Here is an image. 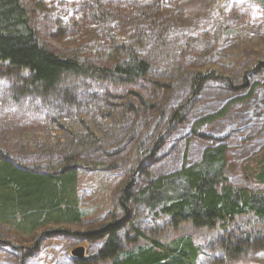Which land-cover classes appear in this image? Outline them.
Listing matches in <instances>:
<instances>
[{"label": "trees", "instance_id": "obj_1", "mask_svg": "<svg viewBox=\"0 0 264 264\" xmlns=\"http://www.w3.org/2000/svg\"><path fill=\"white\" fill-rule=\"evenodd\" d=\"M91 8L92 17L99 18L103 14L97 3L89 9L86 7V11ZM46 13L45 0H0V78L12 85L4 93V104L6 101L7 106L26 105L25 109L32 113L50 114V131L58 126L64 131L62 120L76 117L75 112L85 117L98 112L101 117L115 119L120 130L124 129L130 138L142 126L134 122V126H130L131 114L144 115V111H151L158 104L159 115H168L170 126H179L187 122L189 108L208 82L218 81L235 91L247 86L246 77L243 86L236 87L230 79L186 71L176 81L187 91L188 99L173 108L159 104L158 99L173 89L175 78L172 81V77L158 74L155 65L140 53L145 39L150 38L146 30L135 28L137 37L132 35L134 37L125 42L113 39L106 46H82L59 54L40 29V16ZM159 27L152 23L148 31L156 33ZM163 36L162 33L161 40ZM259 71L264 72V66ZM121 108L124 114L117 111ZM227 111L196 121L194 133L199 135L202 127L223 118ZM70 118L68 122L72 124L74 119ZM81 120L79 129L82 130L63 132L65 134L58 135V141L53 135L51 148L63 149L57 157L42 161L38 167L19 164L5 151L0 140L1 225L29 240L50 226H56L57 233L69 235L60 228L83 221L85 214L80 206L76 165L92 160L94 150L100 148L102 137L91 132V126L97 133H108V130L93 123V119ZM46 135L43 134L48 138ZM162 135L158 134L147 145L140 142L136 152L139 166L117 197L121 219L85 234L92 242L103 243L94 264H195L200 251L191 238L166 243L154 240L136 225L135 209H144L154 219L165 220L171 230L189 227L193 232L223 233L220 250L225 259L234 260L247 251L263 250L264 193L231 183L229 174L235 167L229 166L228 147L221 141L213 142L204 149L197 164L155 178L149 170L144 171L143 166L148 161L155 162L154 157L166 147L167 141ZM241 173L249 182L264 186V146L242 164ZM246 218L250 222L243 221V228L235 227L239 226L240 219ZM256 224H260L261 229L255 227ZM234 232L240 234L234 236ZM142 239L147 245H139L138 240Z\"/></svg>", "mask_w": 264, "mask_h": 264}, {"label": "rangeland", "instance_id": "obj_2", "mask_svg": "<svg viewBox=\"0 0 264 264\" xmlns=\"http://www.w3.org/2000/svg\"><path fill=\"white\" fill-rule=\"evenodd\" d=\"M95 3L103 9L99 18L91 16L93 8L88 10ZM45 4L47 13L40 16V29L59 54L82 46H106L113 39L125 42L132 35L137 37L135 28L146 30L150 38L145 39L140 53L155 65L158 74L172 77V81L175 78L173 89L158 99L159 104L173 108L188 99L187 91L176 81L187 72L230 79L236 87L243 86L246 77L247 86L235 91L221 82H208L189 108L187 122L179 126H170L168 115H159L158 104L153 110L144 111V115L131 114L130 126H134L132 122L142 126L129 138L115 119L101 117L98 112L91 117L75 112L76 117L69 116L74 119L72 124L69 118L62 120L64 131L58 126L51 132L50 114L32 113L25 109L26 105L4 104V93L12 85L0 78V140L5 151L23 166L38 167L42 161L57 157L63 148H51L53 135L58 141L63 132L82 130L81 119H93V123L108 130L97 133L91 126L90 131L102 137L100 148L94 150L92 160L76 165L83 221L60 228L69 235L57 233L58 228L50 226L29 240L0 224V264H94L103 243L92 242L85 234L121 219L117 197L139 166L136 152L140 142L147 145L158 134L163 133L166 147L154 157L155 162L148 161L143 166L155 178L197 164L209 144L221 141L228 147L229 166L235 167L229 174L231 183L264 193V186L249 182L241 173L242 164L264 146V72L259 71L264 66V0H45ZM152 23L160 25L158 32L148 31ZM120 99L123 98L119 102ZM117 111L125 113L124 108ZM223 111H227L223 118L202 127L199 135L194 133L196 121ZM45 133L49 139L43 136ZM96 163L100 167H94ZM135 210L136 225L154 240L166 243L191 238L200 251L195 264H264V249L247 251L234 260L225 259L220 250L223 233L193 232L189 227L171 230L165 220L154 219L144 209ZM243 221L249 223L250 219H240L235 227L243 228ZM255 227L261 229L260 224ZM138 243L147 245L145 239ZM79 247L85 249L82 258L72 255Z\"/></svg>", "mask_w": 264, "mask_h": 264}, {"label": "water", "instance_id": "obj_3", "mask_svg": "<svg viewBox=\"0 0 264 264\" xmlns=\"http://www.w3.org/2000/svg\"><path fill=\"white\" fill-rule=\"evenodd\" d=\"M84 250L85 249L83 247H79L72 252V255L74 257L82 258L84 256Z\"/></svg>", "mask_w": 264, "mask_h": 264}]
</instances>
